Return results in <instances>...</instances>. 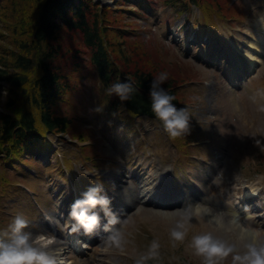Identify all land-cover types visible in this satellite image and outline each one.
I'll return each instance as SVG.
<instances>
[{
	"label": "rangeland",
	"instance_id": "obj_1",
	"mask_svg": "<svg viewBox=\"0 0 264 264\" xmlns=\"http://www.w3.org/2000/svg\"><path fill=\"white\" fill-rule=\"evenodd\" d=\"M108 1L110 4L114 3L113 0ZM142 1L147 3L144 4L145 11L139 8L142 7L140 5ZM223 1L231 5L232 11L229 21L220 20L223 24L213 23L218 21L220 13L215 12V7L213 8V3L209 0L203 1L204 5L202 6L208 11L206 16H200V13L194 8L189 19H187L188 13L182 11L181 14H178L179 8L173 4L164 5L161 0H137V3H134V0L118 2L117 5L121 8L129 9V14L132 16L130 18L136 21L138 33L145 32V37L153 39L158 44L162 55L164 54L170 60L166 62L170 70L169 74H174L177 67L181 68V74L182 71L186 73L182 74L180 83L183 88L180 91L183 94L181 99H183V103H186L192 116L190 131L186 135L172 137L168 133L166 135L160 132L157 126H152L149 123L150 121L144 120V123L138 126L137 133L147 144L145 150L135 148L136 145H133L135 136L133 135L123 137L124 135L118 134V136L114 135L109 138L106 132L108 128L105 124V117L101 112L90 110L97 103L103 104L105 92H103L102 99L99 92L97 93L94 89L90 90V87L87 86L77 96V104L71 105L72 112L81 114L76 115L77 121L72 127L74 136L68 133H59L53 137L55 140L53 142H60L61 147L55 150L51 157L52 161H55V157L69 158L71 165L67 169L59 171L49 170V174L67 173L68 169H72L75 176L79 177L88 169L100 173L102 169L110 168L107 176L112 184L117 172H125L127 174L124 182L125 187L133 188L131 193L135 199L138 192L134 188L139 183L132 175L152 169L153 158L163 157L166 162L181 158L183 162L187 159L184 158L183 153L189 149L193 153L189 159L194 161L191 165L187 162L183 163L184 166L180 172L177 171L175 174L178 182L171 188L176 191L181 188L180 181L183 180V177L185 180L188 178L191 180L195 175H203V178L207 180L206 188L194 186L199 191L197 195L201 196L200 199L204 197V194L211 192V202L208 204L216 210H225V215L228 218L234 216L235 214L227 212L226 203H233V205L238 203V199L235 198L236 191L240 192L241 188L245 187L242 176L252 171L255 166H261L259 164L264 160V111H261L258 106L260 103H264V56L255 65L254 70L252 69L253 73L246 76L248 81L244 80L243 75L242 78H239L238 83L244 80L247 85L245 88L244 86L235 88L231 85L232 80L229 81L223 73H229L228 76L232 77L233 71L231 70L237 68L239 60H241V64H244V58L239 54L245 48L247 39L257 37L264 52V0ZM124 15L126 16V14ZM223 17L229 18L228 15H221V18ZM195 19L196 22L193 23ZM204 22H210L214 26L215 34L209 33L214 39V44L224 47L219 56L222 61L220 65H217V53L211 57L213 61H207L206 64L202 61V59L208 58L206 55L210 49L208 37L200 41L198 28ZM190 31H195L196 43L189 42L187 33ZM230 40H233L231 45H229ZM204 44L207 46H203ZM234 45L239 47L237 48L239 51L233 50ZM202 50H204V55L201 56L203 58L199 55ZM226 55L231 56L230 70L228 71H224L226 63L223 61ZM246 67L248 68V66ZM253 96L256 97V100H253ZM145 122L150 126H146ZM143 131L146 132L145 135H142ZM78 134H83L86 137L85 140H77ZM138 142H140L139 139L136 143ZM186 142L190 143L187 145ZM189 155L190 153L186 157ZM91 156H94V163L89 161ZM31 165L39 176L46 177L43 165L39 163ZM262 167L264 168V165ZM72 171L66 175L72 176ZM2 173L10 180V182L2 184L5 187H18L19 177L27 178L29 184L39 191L40 198L44 203L42 205H45L47 209L45 215L52 221L55 219L57 213L51 212L53 200L48 192L49 183H44L38 176L28 174L22 176L13 173L14 175L10 174L12 176L10 177L1 168L0 174ZM144 176L141 174L142 178ZM259 178L264 180V174L261 173ZM13 179L16 181L11 186L10 183ZM190 180H188L189 183H191ZM59 182L58 180L54 185L55 189H58ZM73 186L67 179L65 186L60 188L61 194L69 198L68 194ZM112 187L114 188L115 185L112 184ZM247 189L248 193L255 198V206L260 207L257 212H262L261 218H256L252 223L260 225L261 221L264 222V202L260 199L262 195L264 196V192H261L256 184L248 183ZM12 193H14L13 196L8 199V201H13L8 206L9 210L12 212L23 210L32 221L29 228L35 235L44 234L56 240L59 237H57V231L54 236L51 235L52 231L41 219V214L32 208V203L24 199L17 189H14ZM257 194L259 196H256ZM121 199L125 200L126 198L123 196ZM134 199H132L133 202L136 201ZM0 205H2L1 200ZM137 209H139L138 212ZM157 209L167 208H158L152 204H137L134 212L130 214L134 219V224L128 226L123 251L115 246L109 247L105 243L98 249L100 251L97 252L98 254H94L92 249H87L86 253L77 257V261L73 264H134L137 253L147 251L154 238L160 242V256L158 259H154V264H203V258L196 254L190 242L193 235L210 230L206 221L193 218V224L185 239L173 242L170 235L171 222L156 215ZM171 209L174 208L168 210ZM11 219L10 216H2L0 225L3 226L1 228L6 227ZM244 223L247 224L249 221L246 220ZM55 227L59 226L53 223V228ZM218 234L226 238H235V233L231 232L221 231ZM53 250H57V248ZM63 257L70 258L69 255H63ZM223 264H231V256L226 258Z\"/></svg>",
	"mask_w": 264,
	"mask_h": 264
},
{
	"label": "trees",
	"instance_id": "obj_2",
	"mask_svg": "<svg viewBox=\"0 0 264 264\" xmlns=\"http://www.w3.org/2000/svg\"><path fill=\"white\" fill-rule=\"evenodd\" d=\"M203 1L208 0H201L202 6ZM209 1L216 13L232 16L225 1ZM191 2L199 3L161 0L184 9ZM128 10L100 6L95 0H0V154L40 141L47 131L74 136L72 127L81 114L72 112L71 105L77 104L84 87L93 90L91 85L102 99L105 92L107 123L111 116L124 119L130 132L135 118L137 124L148 117L155 120L149 88L160 71L170 73V60L145 32L138 33ZM201 11L208 14L203 7ZM182 74L177 67L163 82L178 107L183 101ZM129 78L138 89L130 100L107 93L113 82Z\"/></svg>",
	"mask_w": 264,
	"mask_h": 264
},
{
	"label": "clouds",
	"instance_id": "obj_3",
	"mask_svg": "<svg viewBox=\"0 0 264 264\" xmlns=\"http://www.w3.org/2000/svg\"><path fill=\"white\" fill-rule=\"evenodd\" d=\"M169 75L167 71H160L153 77L149 96L154 122L170 136L178 137L190 131L192 116L188 107H178L174 103L175 95L164 87L163 82ZM106 91L115 94L121 101H128L138 89L133 79L129 78L113 82ZM6 95L7 89L4 90V96ZM253 100H256L255 96ZM258 106L264 111V103ZM104 108V104L97 103L90 110L103 112ZM145 124L150 126L147 122ZM207 199L208 197H205L203 200L193 201L188 198L174 209L156 210V215L171 222L170 235L173 242L183 241L193 224V218H199L206 221L210 230L193 235L190 243L196 254L203 258V264H223L229 256L231 264H264V226L252 223L256 219V213L251 210V206L245 205L243 208V220L249 221L246 224L238 211L228 218L225 210H216L205 202ZM68 215L74 221L71 231L82 229L86 234H90L103 227L106 230V236L102 237L105 243L121 251L126 243L128 226L134 224L131 215L122 216L114 209L112 197L108 195L103 182L90 184L75 198ZM31 223L28 215L19 211L6 227L0 228V264H65V258L60 255L62 249L48 248L53 238L44 234L35 235L29 228ZM221 231L235 233V238L218 234ZM159 248L160 242L154 238L147 251L137 253L134 264H148L150 260L158 259Z\"/></svg>",
	"mask_w": 264,
	"mask_h": 264
},
{
	"label": "bare ground",
	"instance_id": "obj_4",
	"mask_svg": "<svg viewBox=\"0 0 264 264\" xmlns=\"http://www.w3.org/2000/svg\"><path fill=\"white\" fill-rule=\"evenodd\" d=\"M246 43L247 44L244 45L245 48L242 49L241 54L244 57H246L244 59V63L247 59L249 69H253L255 67L254 64L258 61H261V59L263 58V54H264V52L262 51L263 47H262V44L257 37H252V39H247ZM237 51H239V49H237ZM239 61L240 62H239L238 67L241 65V60H239ZM2 153H11V151L10 150H8V151L4 150ZM12 168H13V166H9V169H12ZM157 173L158 172H156V171L152 172L153 175H155L156 177H159V173L158 174ZM126 178H127V174L125 172L124 173H118L117 172L116 176H114V185H115L116 190L118 192H120L122 195L127 197L129 199V201H133L132 199H134V197H133V194L131 193L133 188L125 187L124 182H125ZM197 180L199 182V185L202 187V189H205L206 185H207L206 178L204 179L203 175L202 176L198 175ZM146 186H147V183H144V189H147V192H150V191L153 192L152 186H147V187ZM192 191H193V194L198 193L197 188L192 189ZM135 199H136V197H135Z\"/></svg>",
	"mask_w": 264,
	"mask_h": 264
}]
</instances>
